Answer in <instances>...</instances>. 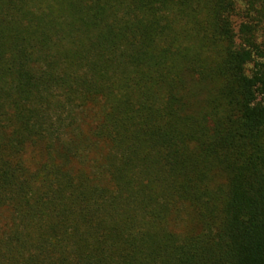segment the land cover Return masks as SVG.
<instances>
[{
  "label": "trees",
  "instance_id": "obj_1",
  "mask_svg": "<svg viewBox=\"0 0 264 264\" xmlns=\"http://www.w3.org/2000/svg\"><path fill=\"white\" fill-rule=\"evenodd\" d=\"M0 264H264V0H0Z\"/></svg>",
  "mask_w": 264,
  "mask_h": 264
},
{
  "label": "rangeland",
  "instance_id": "obj_2",
  "mask_svg": "<svg viewBox=\"0 0 264 264\" xmlns=\"http://www.w3.org/2000/svg\"><path fill=\"white\" fill-rule=\"evenodd\" d=\"M237 21H239V22H240V19H239V18H237Z\"/></svg>",
  "mask_w": 264,
  "mask_h": 264
}]
</instances>
